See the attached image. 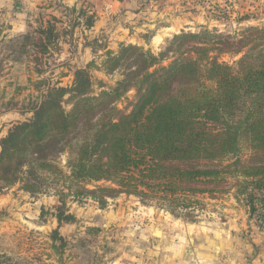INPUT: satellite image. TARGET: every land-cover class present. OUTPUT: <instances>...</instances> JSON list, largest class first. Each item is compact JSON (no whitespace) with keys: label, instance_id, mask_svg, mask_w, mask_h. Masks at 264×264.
Wrapping results in <instances>:
<instances>
[{"label":"trees","instance_id":"16d2710c","mask_svg":"<svg viewBox=\"0 0 264 264\" xmlns=\"http://www.w3.org/2000/svg\"><path fill=\"white\" fill-rule=\"evenodd\" d=\"M56 22L25 35L22 50L45 53ZM226 55L241 56L229 65L218 60ZM92 65L75 70L69 87L35 84L31 117L0 140V194L15 186L30 196L53 192L58 228L75 221L67 199L104 207L125 194L186 210L228 180L254 211L264 196V27L181 33L157 55L120 45L97 68L119 73L112 86L93 80ZM132 91L129 111L119 110ZM100 182L109 186L87 187Z\"/></svg>","mask_w":264,"mask_h":264},{"label":"rangeland","instance_id":"374dc122","mask_svg":"<svg viewBox=\"0 0 264 264\" xmlns=\"http://www.w3.org/2000/svg\"><path fill=\"white\" fill-rule=\"evenodd\" d=\"M110 1L20 0L16 8L8 3L0 7V140L14 124L31 117L28 109L38 96L35 84L40 80L69 87L74 71L93 63L88 69L93 80L112 86L120 79L119 73L107 75L97 68H101L105 54L117 52L120 45H134L157 55L181 33L214 30L238 36L246 28L264 27V21L253 22L261 18L260 13L233 10L216 0L207 1L203 8L190 9L180 1L183 9L170 14L181 19L180 24H173L167 36L158 35L153 20L160 16L158 9L152 11L139 3L129 7L128 0H115L118 5L113 6ZM187 18L190 23L185 22ZM51 19L57 21L53 31L56 37L47 51L22 50L27 43L23 37L48 28ZM240 56L226 55L218 60L233 65ZM94 90L98 91L96 83ZM134 101L132 91L117 107L129 111ZM64 165L62 156L59 166L65 169ZM233 184L228 180L214 194L198 195L199 204L186 210L171 211L155 201L142 202L125 194L106 199L104 207L91 199H67V213L75 221L59 228L54 217L58 197L53 192L30 196L15 186L0 194V264H111L129 252L144 256L136 244H156L161 236L155 232H161L163 224L174 219L200 228L201 236L217 231L222 221L229 222L233 235L226 236L223 244H264V205L258 200L250 212L242 196H235ZM95 186L109 184L92 183L87 187ZM53 231L62 241H51Z\"/></svg>","mask_w":264,"mask_h":264},{"label":"crops","instance_id":"0c3cea01","mask_svg":"<svg viewBox=\"0 0 264 264\" xmlns=\"http://www.w3.org/2000/svg\"><path fill=\"white\" fill-rule=\"evenodd\" d=\"M111 1L110 4L112 3L113 6L118 5L115 0ZM180 1H183L184 6L190 9L207 6V1L211 2V0H200L204 1L203 5H200L196 0H128V4L129 7L136 3L146 4L152 11L158 9L160 16L153 19L154 26L159 28L158 35L167 36L169 30L174 28L173 24H180L181 19L175 14L170 15L177 9H183V2L179 4ZM216 1L227 4L225 6L233 10L260 13L261 18L258 21L252 19L253 22L264 21V0ZM19 2L20 0H0V7L8 3L12 8H16ZM108 14L109 12L106 16ZM163 14L167 18L163 17ZM185 22L190 23L188 18ZM260 204L264 205V196ZM163 225L164 228L160 232L161 239L156 244H136L143 250L144 256H140L137 251L136 256L134 252H129L111 264H264V244H223L226 236L233 235L231 234L233 224L229 222L222 221L217 231L212 234L204 233L203 236H201L202 231H199L200 228H192L190 224L178 222L175 219Z\"/></svg>","mask_w":264,"mask_h":264},{"label":"water","instance_id":"95a60500","mask_svg":"<svg viewBox=\"0 0 264 264\" xmlns=\"http://www.w3.org/2000/svg\"><path fill=\"white\" fill-rule=\"evenodd\" d=\"M157 233H160V232L156 231V232H155V235H156V236H157Z\"/></svg>","mask_w":264,"mask_h":264},{"label":"bare ground","instance_id":"6f19581e","mask_svg":"<svg viewBox=\"0 0 264 264\" xmlns=\"http://www.w3.org/2000/svg\"><path fill=\"white\" fill-rule=\"evenodd\" d=\"M157 236H160V233H157Z\"/></svg>","mask_w":264,"mask_h":264}]
</instances>
